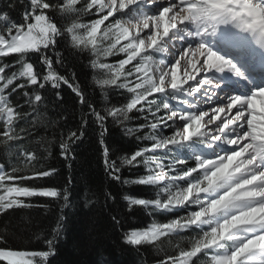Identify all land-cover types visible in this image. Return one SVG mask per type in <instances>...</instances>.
<instances>
[{"label": "snow or ice", "instance_id": "snow-or-ice-1", "mask_svg": "<svg viewBox=\"0 0 264 264\" xmlns=\"http://www.w3.org/2000/svg\"><path fill=\"white\" fill-rule=\"evenodd\" d=\"M79 2L80 0H67L61 6L59 3H51L50 0H29L28 7L22 13L24 23L11 22L3 25L6 35L0 34V57L18 54L20 59L14 63L20 64V68L6 75V69L13 65L0 63V117L5 118L4 129L0 133L2 136L0 144L5 146L7 155L15 154L14 159L8 161L7 168L0 164V214L16 207L33 206L21 200L22 197L41 196L62 199V209L70 207L67 189L61 192L54 188H36L19 183L23 180L48 177L53 175L56 169L36 170L32 163L36 159L33 152L27 150L23 144L8 143L24 139L21 133L25 130L21 129L19 132L15 130L14 118L24 119L29 115L27 112H17L9 103L11 92L32 85L37 86V89H43L49 83L52 88H59L61 81L72 88L80 98L81 104L88 105L89 112L81 118L79 129L69 130L66 136L61 137L59 145L61 156L65 160H71L72 144L83 136V127L88 122L86 117L92 116L100 129L99 137L106 172L112 179L120 181V167L115 160L110 159V149L104 143V135L107 132L105 120L108 117L113 119V123L123 125L130 119L128 113L133 109L139 113L147 111L155 116L161 105H157L154 111L151 102L147 101V98L154 93L192 107L197 106L198 100L202 103L210 102L212 97L217 95L215 92L206 99L201 100L200 96H194L192 100H187L186 96L199 93L200 89L189 85L188 90H185L183 85L190 79L196 80L202 74L203 78L196 80V83L204 85L206 81H211L209 73L213 71L222 73L227 70L240 75L235 65L211 51L202 40L198 44L195 43L198 38L205 35H214L220 26L233 25L243 32L252 34L257 44L264 46V0H179V4L176 0H172L168 5H155V7H153L154 0H107V3L104 0H85L81 8H76ZM146 5L148 10H145ZM8 7L13 8L14 5L9 4ZM93 8L106 14L91 24L72 23L66 31L72 34L71 39L75 47L91 45L94 55H99L101 52L104 55H111L114 51L127 53V59L121 60L114 69L108 64L100 65L110 72V78L103 80L102 83L115 85L118 88L127 87L129 92L135 94L125 108L108 107L104 114L85 99L78 86L53 71L52 60L44 51L55 52L57 62L63 63L60 52L56 51L57 37L63 35V30L58 27L54 16L49 15L50 12L58 14L74 12L83 15ZM134 8L139 13L138 19L137 14L132 13ZM174 8H178V11L173 13L169 23L165 18ZM118 12L123 13V17L116 19L114 23H109L104 29L103 36L100 37L103 41L114 36L115 43H111L106 49H99L97 35L101 31V25ZM124 17H127V20ZM9 20L7 12L0 13V21ZM150 21L153 30L145 34L146 39L150 41L146 44L145 36L139 31V25L142 24L144 29H149ZM162 21L163 34L160 35ZM126 22L133 23L137 27L138 30L134 35L123 26ZM77 29H83V34L78 35L75 31ZM170 29L175 30L171 36ZM165 38L184 41L182 45L186 44V46L181 48L187 50L178 53L179 59L167 61L169 71L157 67L159 77L156 79L150 75L146 65L153 61V54L165 51L162 43ZM121 39L127 43L117 48ZM33 52L39 54L41 64L48 69V74L44 75L42 80L34 71L33 64L24 59ZM138 57L139 64L125 73V65ZM182 60L186 62V68L183 82H180L177 71ZM161 63L164 61L161 60ZM93 67H95L94 62ZM121 76L126 78L134 76L136 78L134 87L131 86V81L129 84H118L117 81ZM17 79H22L24 82L12 87ZM169 85L171 91L167 90ZM216 87L219 88V85ZM10 88L11 92L8 91ZM23 95L27 97L25 103L33 109L35 108L33 101L38 104L43 99L37 90L31 93L25 91ZM56 96L57 99H62L59 92ZM257 99L261 105L260 109L257 108ZM142 102H147L149 106L145 108ZM222 102L226 103L228 114L221 118L217 113H225V108L214 107L213 115L208 120V123L220 121L215 124V130L219 135L212 136L209 131H202L201 122L208 114L207 111L200 110L199 114H194L187 112V109L173 108L170 115L157 117L148 125L152 129V134L136 136L137 140L153 141L152 146L137 149L130 158L123 161L132 166L143 163L146 169H149V165L154 161L145 157V153L155 152L158 149H168L171 152L173 150L169 147L171 145L190 150L196 162L195 167L167 177L169 182L163 188L166 199L148 200L127 195L123 197L127 201L129 211L135 205L145 207L152 205L155 209L163 211H172L186 205H195L199 208L195 211H186L183 217L172 219L170 222L152 223L147 229H130L124 233L125 243L139 247L152 244L162 236L186 231L193 226L199 230L200 234L191 241L189 248L181 249L178 255L168 257L157 264H192L193 258L201 252H204L206 258L210 255L211 264H264V88L253 91L246 97L233 95L225 96L224 101L217 99V103ZM162 107L170 108L167 100L162 103ZM233 108L236 109L234 114ZM185 112L187 114H182ZM177 117L183 121L182 124L176 125ZM169 120L182 131L177 130L173 136L158 138L156 132L160 127L159 121H164L163 127H169L172 126L167 123ZM143 127L144 125L135 128L125 127L124 131L128 135H135ZM208 137L210 139H207ZM197 143L205 145L211 155L206 156L203 150L196 152L194 145ZM138 157L144 159L138 161ZM188 158V154L185 153L180 156L178 162L183 163ZM155 167L162 166L155 164ZM198 170L200 175L189 180L188 177ZM149 171L151 172V169ZM163 179L165 177L159 174H148L135 178L133 183L155 185ZM180 180H186L187 186L180 187L175 184ZM128 182L127 179L123 180L125 184ZM105 195L109 199H115L111 193ZM43 206L47 207V205ZM64 219L62 211L52 228L50 238L45 241L47 250H0V261H5L6 264H45L50 255L55 254V244L66 227L63 223ZM112 219L117 225L121 223L115 216ZM3 239L0 237V242ZM205 250H212V254Z\"/></svg>", "mask_w": 264, "mask_h": 264}, {"label": "trees", "instance_id": "trees-1", "mask_svg": "<svg viewBox=\"0 0 264 264\" xmlns=\"http://www.w3.org/2000/svg\"><path fill=\"white\" fill-rule=\"evenodd\" d=\"M50 2L63 6L67 0ZM9 4L14 7L9 8ZM83 4L78 3L75 7L81 8ZM28 5L29 0H0V13L7 12L10 17L8 22L0 21V34L6 33L3 28L5 23H24L22 13ZM91 14L90 11L83 15L74 12L63 14L50 12L49 15L54 16L58 27L63 30V35L57 37L56 44V51L60 52L63 63L57 62L55 52L44 51L52 60L53 71L78 86L85 99L104 114L108 107L125 108L131 92L126 90V87L118 88L111 85L103 89L98 86V82L110 78L109 70L101 68L100 65L120 61L117 54L95 58L90 46L85 49L73 45L69 36L71 33L66 31L67 27L72 23L88 24L92 19ZM101 35L103 36V32ZM97 43L99 49H106L112 42L110 39L98 42L97 39ZM18 59H20L18 54L0 57V63L13 65L6 69V75L19 70L20 64L14 63ZM24 59L33 64L34 71L41 80L48 74V69L41 64L38 53H29ZM93 62L98 68L93 67ZM23 82L22 79H17L12 87ZM117 83L124 84V81ZM33 90L39 91L43 97L38 104L33 101L34 109L25 103L27 97L23 95L25 91L31 93ZM8 91L11 92V88ZM57 92L62 99H57ZM9 103L17 112H27L29 115L24 119L14 118L15 130L18 132L21 129L25 130L21 133L24 139L8 143L23 144L27 150L33 152L36 159L32 163L36 170L56 169V172L48 177L23 180L19 183L36 188H54L61 192L67 189L70 207L62 209L63 200L57 198L41 196L20 198L33 206L16 207L0 214V237L4 238L0 242V250H47L45 241L50 238L52 228L62 211L66 227L55 244V254L50 255L45 264H157L161 260L178 255L181 249L189 248L191 241L200 234L198 229L192 227L183 232L162 236L152 244L139 247L124 242V233L130 229L144 230L152 223L170 222L172 219L182 217V211L157 210L152 205L148 207L135 205L129 211L127 201L123 199L126 195L148 200L165 199L154 185L133 183L135 178L150 174L152 164L146 169L143 163L132 166L123 162L137 149L152 146L153 141L136 138L137 135L152 134V129L148 126L151 117L147 111L139 113L133 109L128 113L130 119L123 125L113 123L111 117L105 120L107 132L104 135V143L110 149V159L115 160L120 167L121 180L117 181L106 172L99 137L100 129L92 116L86 117L88 122L83 127V136L72 144L71 160H65L61 156L59 146L61 137L66 136L69 130L79 129L81 118L89 112L88 105L81 104L80 98L67 84L61 81L59 88H52L50 83L43 89H37L34 85L26 89L21 88L11 92ZM17 105L19 107H15ZM157 105L159 104H153L155 109ZM148 106L147 103L144 107ZM139 125L144 127L135 135H128L124 131L125 127L135 128ZM3 129L4 124L0 122V133ZM4 148L5 146L0 144V164L7 168L8 161L14 159L15 154L7 155ZM145 157L156 160L158 164L165 160L161 153L155 152L145 153ZM137 159L142 161L144 157ZM198 176L195 172L191 178ZM125 179L129 181L127 184L123 183ZM106 193H111L115 199L107 198ZM113 216L120 219L119 225L113 221ZM0 264L6 262L0 261ZM192 264L210 263L203 253L194 257Z\"/></svg>", "mask_w": 264, "mask_h": 264}, {"label": "bare ground", "instance_id": "bare-ground-1", "mask_svg": "<svg viewBox=\"0 0 264 264\" xmlns=\"http://www.w3.org/2000/svg\"><path fill=\"white\" fill-rule=\"evenodd\" d=\"M105 3H107V0H104ZM172 2V0H154L153 7L155 5H168ZM176 3L179 4V0H176ZM145 10L147 9V5L145 6ZM141 11L143 9L141 8ZM178 11V8H174L173 12L169 13L168 17L165 19L171 23V16L173 15L174 12ZM106 13V12H105ZM133 14H137V19L139 16V13L136 8L132 9ZM123 17V13H116L112 19H120ZM125 20H127V17H124ZM163 21L161 22V27H160V35L163 34ZM150 28L149 29H144L143 25H139V31L141 32L142 36H145V34L149 31H152V22H149ZM124 27H127L129 31L134 35L135 32L138 30L137 27L133 23H125L123 25ZM178 27H182L181 25H178ZM191 27V26H190ZM175 30L170 29L169 35L171 36L172 33ZM174 39V38H173ZM202 40L203 43L211 50L223 57L225 60H228L231 64L236 66V70L240 73V75H236L235 72L232 71H224L222 73L220 72H211L209 73V78L211 81H206L204 85H199L196 83V80L203 78V74L201 76H198L196 80H188L187 84H184L183 87L185 90H188L189 85H194L197 88L200 89L199 93H194L192 97L186 96L185 99L187 100H192L194 96H200L201 100L206 99L208 96H211L212 92H215L217 95L213 96L211 101L208 103H202L200 100L197 101V106L192 107V106H186V104H181L177 100L170 99L168 100V103L170 105V108L167 109V113H171V110L173 108L175 109H187V112H191L194 114H199L200 110H205L207 111V115L204 118V121L201 122L202 126V131H209L212 136L219 135L218 132L215 130V124L220 123L219 120H216L214 123H208L209 117L213 115L212 109L219 108V107H224L225 108V113H217L221 118H223L225 115L228 114V109L226 107V103H217V99L224 101L225 96H233V95H239L242 97L249 96L253 91H257L260 88H264V46H261L260 44H257L256 38L250 34L243 32L237 28H235L233 25H227V26H220L217 30V32L214 35H205L202 38H198L195 43H200ZM145 42L146 44L150 43L146 39L145 36ZM180 43L172 44V40H168V38H165V41L163 43V47L165 48V51L163 53H155L153 54V61L149 62L150 65L152 66V69L150 70V75H152L154 78L158 79L159 77V71H157V67H159L160 70L163 71H169V67L167 66V61H175L176 59H179L178 53H182V51H186V48H181V46H186L182 45L185 43L184 41L179 40ZM175 45V47L173 46ZM219 49L220 51H218ZM253 53H257L259 55V58L254 57L252 59V62L249 61L248 63L245 64V62H239L241 59V55H244V58L247 56V53L249 51H252ZM165 52H170L173 53L172 58H167L164 57L166 54ZM161 60L164 61V63H161ZM246 61V60H245ZM237 63L236 64H234ZM261 63L263 64L261 67L258 66V64ZM199 67V65H198ZM185 68H186V62L184 60L181 61V64L179 66V69L177 71V77L180 82H183L184 78V73H185ZM241 68L243 71L239 70ZM249 68V70L252 69L253 74L257 75L256 78H258V82H253L251 85H249L248 80H252L251 77H249L247 74H244L245 71ZM189 71H191L189 69ZM169 76V80H170ZM234 81L238 83V86L236 87L235 85H231L230 82ZM216 84H219V88L216 87ZM239 85L242 86V88H239ZM225 88L229 87L231 90V94L224 93V89L220 88ZM168 91H171L170 85L167 88ZM224 94H226L224 96ZM257 108L260 109L261 105L259 103V99H257ZM236 111L235 108L232 109V113L234 114ZM247 111V109H246ZM187 112L182 113V114H187ZM176 123L182 124L183 121L179 120V117L176 118ZM181 130L182 129H177ZM176 130V131H177ZM196 139V138H195ZM207 139H210L208 137ZM187 143V142H185ZM197 149V152H200L203 150L204 154L211 155L210 150L206 148L205 145H202L200 147H196L195 150Z\"/></svg>", "mask_w": 264, "mask_h": 264}, {"label": "rangeland", "instance_id": "rangeland-1", "mask_svg": "<svg viewBox=\"0 0 264 264\" xmlns=\"http://www.w3.org/2000/svg\"><path fill=\"white\" fill-rule=\"evenodd\" d=\"M85 2V0H80V2L79 3H84ZM95 13H94V12ZM90 12H93L94 13V15L93 16H100L101 14H106L105 12H99L96 8H93V9H91L90 10ZM112 17H114V16H112ZM115 22V19H111V18H108V20H106L105 21V23H104V25H101V31H102V29L106 26V25H108L109 23H114ZM93 23V22H92ZM76 31V33L78 34V35H82L83 34V32L84 31H80L79 29H77V30H75ZM100 33V32H99ZM98 33V35H97V38H98V36L100 37V34ZM5 35H6V33H5ZM72 34H69V36H71ZM111 39V38H110ZM99 41H101L100 40V38H99ZM112 41H114V43H115V37L113 36V39H112ZM127 43V41H124L123 39H121V41H120V44H118L117 45V48H119L121 45H123V44H126ZM88 46H90V45H88ZM88 46L87 47H85L84 45H81L80 47H82V48H84L85 47V49H87L88 48ZM114 54H118V56H120V57H126V59H127V53H123V52H118V51H114ZM105 55L103 54V52L101 53V56L99 55V56H95L96 58H101V57H104ZM107 56V55H106ZM139 57L137 58V64H135V65H138L139 64ZM133 62V61H132ZM131 64V63H130ZM130 64H127V65H125V68L127 67V66H129ZM119 65V63L117 64V65H115V67H117ZM95 67L96 68H98V65H95ZM114 67V68H115ZM146 67H148L150 70L152 69V66L150 65V63L148 64V65H146ZM113 68V69H114ZM131 68H133V67H131ZM127 72V71H126ZM133 78H134V80H133ZM122 79H124V81H126V83L125 84H129L130 83V81L132 82L131 83V86L132 87H134V83L136 82V78L133 76V77H127L126 78V76H124V78H122V76H121V78L118 80V81H120V80H122ZM129 79H130V81H129ZM98 86H100L101 88H103V89H107L108 87H111V84H107V85H105V84H103L102 82H98ZM126 90H128V88L126 87ZM150 98L152 99V102H151V106H152V108H153V110L155 111V108H154V106H153V104L155 103V102H160V103H163L165 100H167V102H168V100H170L169 98H167V97H164V96H162V95H160V94H158V93H154L152 96H150ZM138 106V105H137ZM159 112H160V114H162V115H160V116H167V115H170L171 113H167V109H162L161 111L159 110ZM158 113V112H157ZM156 113V114H157ZM148 114L150 115V117H152V120H150V123L151 122H153L154 121V117L155 116H153V114L152 113H149L148 112ZM5 118L4 117H0V121H2L3 122V120H4ZM169 125H172V126H169V127H163V124H164V121H159V125H160V127H158V129H157V132L159 133V137H161V136H164V137H166L165 136V133L166 132H169L170 131V133H171V136H173V135H175V133H176V130H177V127L175 126V125H173V122L172 121H168L167 122ZM176 125H179L178 123H176ZM200 144V143H199ZM203 145V144H202ZM200 146H201V144H200ZM199 146V147H200ZM170 148H172L173 150L170 152L168 149H160V151H163L166 155H167V157L170 159V160H173V159H177L176 160V163L175 164H173V165H170V166H166L167 167V171H168V173L170 174V175H166L165 174V171H164V168L163 167H161L160 168V170L159 171H153V174H159L160 176H162V177H165V179H163L161 182H159V183H157V184H155V186L156 187H158L159 186V190L161 191V193L165 196L164 198L166 199V193H164L163 192V188L168 184V180H167V177H170V176H172V175H177L178 173H180V171H181V169H180V167H179V165H184V163H179L178 162V160H179V158H180V156H182V155H184L185 154V152L188 154V160H194V162H195V159H194V157H192V155H191V151L190 150H187V149H183V148H175V147H173V146H169ZM182 153H184V154H182ZM195 165H196V162H195ZM175 169V170H174ZM199 171V170H198ZM200 172V171H199ZM190 180V179H189ZM175 184H177V185H179L180 187H186L187 186V181L186 180H180V181H176L175 182ZM175 190V188L173 189V191ZM177 209H181L182 210V217L185 215V212L186 211H195V210H199V208L197 207V206H195V205H186L185 207H183V208H181V207H177ZM202 253V252H201Z\"/></svg>", "mask_w": 264, "mask_h": 264}]
</instances>
